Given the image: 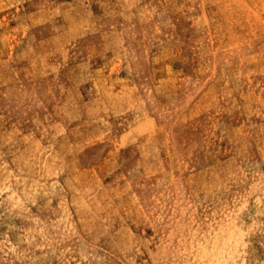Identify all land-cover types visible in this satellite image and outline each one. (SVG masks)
Here are the masks:
<instances>
[{"label": "rangeland", "instance_id": "374dc122", "mask_svg": "<svg viewBox=\"0 0 264 264\" xmlns=\"http://www.w3.org/2000/svg\"><path fill=\"white\" fill-rule=\"evenodd\" d=\"M0 264H264V0H0Z\"/></svg>", "mask_w": 264, "mask_h": 264}]
</instances>
